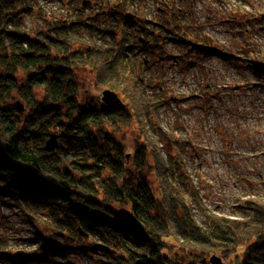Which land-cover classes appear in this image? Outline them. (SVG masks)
Listing matches in <instances>:
<instances>
[{
	"label": "trees",
	"instance_id": "1",
	"mask_svg": "<svg viewBox=\"0 0 264 264\" xmlns=\"http://www.w3.org/2000/svg\"><path fill=\"white\" fill-rule=\"evenodd\" d=\"M95 1V7L112 2L120 11L132 4ZM79 4L82 10L92 5ZM34 8L46 33L22 27L19 17L33 18ZM185 12L176 8L168 18L140 20L122 13L117 19L119 11L112 10V24L102 30L107 21L98 12L81 17L72 9L57 18L37 0H0V206L15 205L37 230L30 251L12 255L0 245L1 260L54 264L73 242L104 264H211V254L231 264H264V198L241 201L238 207L250 212L236 218L207 211L183 159L189 142L160 125L162 104L151 97L152 80L129 65L128 52L150 48L151 38L161 46L172 39L200 55L218 54L200 30L183 23ZM247 45L241 60L263 78L264 51ZM87 67L98 86L123 93L128 102L81 101L76 70ZM16 100L25 101L28 113L21 115ZM135 119L143 142L134 144L129 162L114 134L129 130ZM53 128L59 142L44 150Z\"/></svg>",
	"mask_w": 264,
	"mask_h": 264
},
{
	"label": "rangeland",
	"instance_id": "2",
	"mask_svg": "<svg viewBox=\"0 0 264 264\" xmlns=\"http://www.w3.org/2000/svg\"><path fill=\"white\" fill-rule=\"evenodd\" d=\"M37 1L57 18L72 9L82 12L81 17L98 12L99 18L107 21L105 27L99 26L102 30L111 26L112 10L119 11L114 15L117 19L122 13L135 14L140 20H156L168 18L172 9L185 8L183 23L200 30L205 42L219 53L200 55L172 39L162 45V50L160 41L151 38L150 48H132L128 52L129 65L144 81L152 80L151 97H160L162 104L158 109L160 125L174 128L189 142L183 159L207 211L236 218L250 212L238 207L241 201L256 195L264 198V77L254 75L247 61L241 60L249 42L264 51V0H132L131 6L122 11L112 2L95 7V0H87L92 5L82 10L81 0ZM33 12L34 19L27 13L19 17L22 27L30 34L34 30L46 33L36 8ZM104 37L103 40L108 38ZM141 64L147 67L140 68ZM88 67L76 70L81 101L100 98L101 90L106 88L95 83ZM117 93L123 103L128 102L123 93ZM22 103L23 116L29 107L24 100ZM137 123L135 119L129 130L114 134L124 144L129 162L134 144L143 142ZM51 132L58 130L53 128ZM192 204L197 222L202 223L203 214ZM34 228L15 205L0 206V245L6 244L10 254L36 246L32 239L36 237ZM64 239L59 236L58 242L62 244ZM66 244L65 254L57 253L54 264H104L96 254L77 248L73 242ZM222 260L233 263L230 258ZM22 261L0 259V264H29L27 259Z\"/></svg>",
	"mask_w": 264,
	"mask_h": 264
},
{
	"label": "water",
	"instance_id": "3",
	"mask_svg": "<svg viewBox=\"0 0 264 264\" xmlns=\"http://www.w3.org/2000/svg\"><path fill=\"white\" fill-rule=\"evenodd\" d=\"M145 44V43H144ZM29 53H25V55H28ZM100 99L104 104L107 105H118V106H123L124 103L119 97L118 93L112 89L105 88L101 90L100 93ZM16 107L18 110H22L23 108V103L20 102L19 100L15 101ZM58 139H57V133L56 132H50L47 136V138L44 141L43 149L44 150H54L55 147L57 146ZM209 262L211 264H226L220 256L216 254H211L209 256Z\"/></svg>",
	"mask_w": 264,
	"mask_h": 264
}]
</instances>
